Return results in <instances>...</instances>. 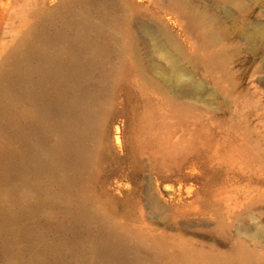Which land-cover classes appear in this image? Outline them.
<instances>
[{
	"label": "rangeland",
	"instance_id": "1",
	"mask_svg": "<svg viewBox=\"0 0 264 264\" xmlns=\"http://www.w3.org/2000/svg\"><path fill=\"white\" fill-rule=\"evenodd\" d=\"M0 87V264H264V0H0Z\"/></svg>",
	"mask_w": 264,
	"mask_h": 264
},
{
	"label": "bare ground",
	"instance_id": "2",
	"mask_svg": "<svg viewBox=\"0 0 264 264\" xmlns=\"http://www.w3.org/2000/svg\"><path fill=\"white\" fill-rule=\"evenodd\" d=\"M63 6V2L60 3ZM58 9H53L50 11L49 15H54L58 12ZM81 28V27H80ZM82 39H81V45H77L76 43L67 48H62L61 51L62 54H54L46 52L44 55H36L33 52L34 43L36 39L30 40L26 44V48L22 51H19L18 49L15 51V54L13 56V71L12 73H6L4 74L6 77L11 76L14 79L25 77L28 73V65H37L40 64L41 67H52L53 70L59 71L62 73H65L66 76L71 77L72 79L76 78L80 74H84V71L79 68V61H78V54L84 50L80 49L79 47H86L87 49L91 48L94 45V40L92 37L88 35L87 29L82 31ZM42 41H45V37H41ZM79 46V47H78ZM92 60H96L94 57ZM79 71V72H78ZM79 78V77H78ZM80 94H84L88 88L79 86L78 87ZM86 94V93H85ZM14 97L9 93V91L5 90L4 88L0 87V104L3 106V108L8 109L12 108L15 103ZM73 120H76L74 123V135L78 136L79 132L82 130L84 135H92V133H98V135L101 134V128L99 127V123L95 116L92 114H81L78 113V118L74 117ZM7 216V215H6ZM4 217L3 220L9 221L12 218L11 217ZM110 241L112 244H110V248H120V241H115V238L111 236ZM115 241V243H114Z\"/></svg>",
	"mask_w": 264,
	"mask_h": 264
}]
</instances>
